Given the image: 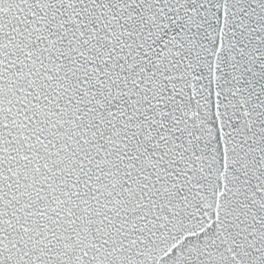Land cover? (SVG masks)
Listing matches in <instances>:
<instances>
[{
    "label": "snow or ice",
    "instance_id": "6c2138e0",
    "mask_svg": "<svg viewBox=\"0 0 264 264\" xmlns=\"http://www.w3.org/2000/svg\"><path fill=\"white\" fill-rule=\"evenodd\" d=\"M0 264H264V0H0Z\"/></svg>",
    "mask_w": 264,
    "mask_h": 264
}]
</instances>
